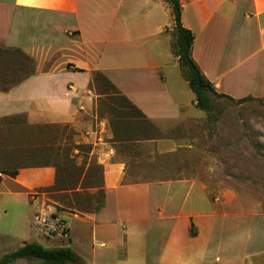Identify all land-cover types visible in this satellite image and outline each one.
Wrapping results in <instances>:
<instances>
[{"label":"crops","instance_id":"1","mask_svg":"<svg viewBox=\"0 0 264 264\" xmlns=\"http://www.w3.org/2000/svg\"><path fill=\"white\" fill-rule=\"evenodd\" d=\"M179 1L191 56L215 91L263 97L264 0ZM172 33L164 0H0V47L34 61L32 73L0 89V161L14 164L0 168V199L42 210L40 188L53 185L56 168L20 165L17 150L64 145L73 132L102 167L103 207L62 216L83 264H264V213L205 181L211 168L171 170L163 160L149 170L152 153L203 145L205 112L171 52ZM96 71L150 121L144 139H112L108 113H98ZM46 127L61 130L38 139Z\"/></svg>","mask_w":264,"mask_h":264},{"label":"rangeland","instance_id":"2","mask_svg":"<svg viewBox=\"0 0 264 264\" xmlns=\"http://www.w3.org/2000/svg\"><path fill=\"white\" fill-rule=\"evenodd\" d=\"M31 67V65H26L25 71H30ZM21 76L22 73L15 64H0V89L8 87L11 82L18 80ZM93 88L97 94L107 90L106 84L99 75H94ZM102 100L103 98L98 96L97 106L100 116L106 115L109 111V105ZM212 106L214 120L208 118L206 114L203 119V145L195 148L193 152L179 149L178 153L170 155L152 153L149 156V170H158L163 160H171L173 163L170 166L171 170L175 168L177 163L182 167L187 165L188 170L199 167L202 169L211 168L214 171V177L207 178L205 181L218 187L231 188L245 209L250 212L264 213V96L240 102L232 101L226 97L212 96ZM60 130V127L42 128L37 137L38 139H46L55 132L60 133ZM76 142L77 138L73 132H70L62 149L64 153L62 152L56 158L61 167L59 185H64L69 181L75 182L77 178L75 174L77 173H74L73 166H83L85 170L90 167L91 171L83 181V189L80 190L81 195L72 196L67 191L43 195V210L54 212L61 217L67 211L61 205H66L67 201L73 199L79 203L80 209H84L87 206L95 207V197H98V189H93L100 183V172L95 168L96 159L94 157L89 158L88 145L81 148L86 153L75 152V145L82 144ZM67 154H69V160ZM17 155L22 156L23 153L17 152ZM24 155L19 162L20 165L28 164L30 161ZM172 158L175 160L173 161ZM13 165L0 161V168ZM66 166L68 167V174L63 172ZM34 209L26 198L13 201L5 196L3 200L0 199V258L4 254L31 242L50 248L71 247L72 244L69 239L55 238L50 243H45L41 239L40 230L33 224L32 220ZM65 218L70 225L72 218L68 216ZM259 220L264 223V217L259 218ZM250 250L252 251V249ZM12 264L48 263L30 258L18 259Z\"/></svg>","mask_w":264,"mask_h":264},{"label":"trees","instance_id":"3","mask_svg":"<svg viewBox=\"0 0 264 264\" xmlns=\"http://www.w3.org/2000/svg\"><path fill=\"white\" fill-rule=\"evenodd\" d=\"M171 8V14L173 18V33L172 40L170 42L171 52L174 56L178 58L179 66L187 80L188 86L195 95L196 107L205 112L208 118L214 120L213 117V106H212V96L213 97H226L232 101L240 102L251 99L252 97L246 96L239 99H233L228 95L218 93L215 91L212 83L205 77L201 72L198 65L195 63L191 56V48L193 44L194 35L193 33L185 28L181 23V4L179 0H164ZM0 54L4 56L5 65L15 64L22 76L13 82L7 89L18 83L19 80L23 79L33 71L34 61L31 57L21 51L19 48H1ZM17 58H20L19 60ZM22 59V60H21ZM26 62V64H25ZM1 63V62H0ZM26 65H31L30 71H25ZM94 75H99L102 81L106 84L107 90L98 93L99 96L103 98V102L109 105V125L113 132V140H136L144 139L146 136L147 129L152 127L150 121L145 117V115L120 91L114 87L106 77L96 71ZM213 117V118H212ZM85 144H76L75 149L80 152H85L82 147ZM64 145L51 146L50 144H45L40 147H30L19 149L17 152L23 153V155L29 159L28 164L33 166H42L53 164L56 168V177L53 185L48 187L40 188L41 191L46 193H53L54 191H71L72 196L81 195L77 186L83 189V181L90 173V167L86 170L83 166H73L74 173L77 176L74 183L71 181L66 182L64 185H59L61 167L60 162L57 160L62 152ZM86 153V152H85ZM7 157L12 154H5ZM69 160V154H67ZM72 159V158H70ZM71 161V160H70ZM67 166L64 168L63 172L68 174ZM95 168L100 172V183L95 186L98 189V197L96 198L95 207L87 206L84 209L79 208V203L75 202L73 199L66 202V205H61L65 209L71 211H78L80 213L86 212H96L99 211L104 205V194L102 189V167L96 163ZM16 169H5V173L14 176L16 174ZM81 180V182H80ZM91 199V197H89ZM89 205H92L89 203ZM60 207V206H58ZM35 258L42 260L48 264H83L81 257L70 247H45L39 243L31 242L23 246H20L14 251L4 254L0 258V264H12L18 259H30Z\"/></svg>","mask_w":264,"mask_h":264},{"label":"built area","instance_id":"4","mask_svg":"<svg viewBox=\"0 0 264 264\" xmlns=\"http://www.w3.org/2000/svg\"><path fill=\"white\" fill-rule=\"evenodd\" d=\"M40 233L50 239H68L69 231L65 219L54 212L42 210L35 211L32 217Z\"/></svg>","mask_w":264,"mask_h":264}]
</instances>
